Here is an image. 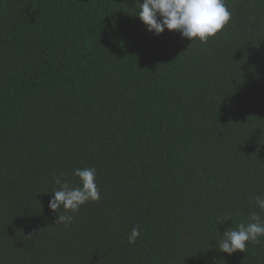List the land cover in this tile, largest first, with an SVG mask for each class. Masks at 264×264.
<instances>
[{
	"label": "trees",
	"instance_id": "1",
	"mask_svg": "<svg viewBox=\"0 0 264 264\" xmlns=\"http://www.w3.org/2000/svg\"><path fill=\"white\" fill-rule=\"evenodd\" d=\"M139 2L0 0V264H264V237L218 249L264 195V0L204 44ZM77 168L100 199L65 227Z\"/></svg>",
	"mask_w": 264,
	"mask_h": 264
},
{
	"label": "clouds",
	"instance_id": "2",
	"mask_svg": "<svg viewBox=\"0 0 264 264\" xmlns=\"http://www.w3.org/2000/svg\"><path fill=\"white\" fill-rule=\"evenodd\" d=\"M139 10L135 15L145 27L146 31L159 36L167 30L180 35L192 43H207L209 38L217 35L230 21L231 12L225 0H142L138 3ZM73 175L79 185L73 186L62 177H57L55 183L59 186L52 193L48 208L57 213L56 224L65 227L73 221V216L60 214L76 213L81 206L100 199V191L96 184V170L94 168H77ZM253 211L247 222L239 223L235 228L224 232L218 249L221 253L231 256L235 252H244L249 243L259 244L264 237V195L254 198ZM141 232L133 228L128 242L134 244Z\"/></svg>",
	"mask_w": 264,
	"mask_h": 264
}]
</instances>
